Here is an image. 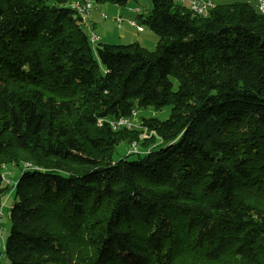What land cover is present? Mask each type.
<instances>
[{
	"label": "trees",
	"instance_id": "1",
	"mask_svg": "<svg viewBox=\"0 0 264 264\" xmlns=\"http://www.w3.org/2000/svg\"><path fill=\"white\" fill-rule=\"evenodd\" d=\"M74 1L0 0L8 264H264V12L150 0L149 50L91 42ZM165 106L143 142L108 123Z\"/></svg>",
	"mask_w": 264,
	"mask_h": 264
},
{
	"label": "rangeland",
	"instance_id": "2",
	"mask_svg": "<svg viewBox=\"0 0 264 264\" xmlns=\"http://www.w3.org/2000/svg\"><path fill=\"white\" fill-rule=\"evenodd\" d=\"M92 1H93L92 2L93 6L89 12V14L91 13V17L88 16L89 18L87 17L88 19H86L89 26L82 25V29L86 34H90L91 32H94L95 34L101 36V41L108 42L111 44H126L129 42L136 41L137 39L135 38H140V40H138L137 42H139L142 46H144L149 50H153L155 48L157 36L146 25L143 26L144 32H142L141 34H137V32H134L133 28H131V26L124 21L121 24L123 25L122 29H119L121 25L117 27L116 23L113 22V20L105 19L102 17V14H106L107 16H114L119 14V12L118 14L115 12V6H113L114 4H111L110 2L96 3L94 0ZM174 1L178 2V0H174ZM210 1L213 4L230 3L234 1H249L252 3L255 2L254 0H210ZM118 5L120 7V11L122 12L120 14L121 15L120 17L122 18L123 16L125 19H129L133 16L138 17V15H141L144 18L149 14L151 8L150 0H128L126 4L124 5L118 4ZM134 7H139L140 12L137 13L133 11L132 8ZM120 34L124 35L126 39L118 40L116 37H118ZM105 37H107L108 40ZM135 111H136L135 114H133V116L130 119L131 122H129L130 123L128 125L129 127H125V126L124 127L129 130L139 129L141 132L139 131L138 139L139 141L143 142L146 141L147 139H150L151 136H155V134L153 131H150L144 127L142 117L144 118L156 117L160 120H164L165 118H167L169 114V106H165L160 110H155L151 107H148L145 110L135 109ZM133 143L134 144L138 143V140ZM126 152L128 151H125V153ZM123 155H124V146L122 145L120 147L118 146V148L115 150L114 158L118 159ZM131 157H135V156L133 155L130 156V158ZM4 170H5L4 173H6V175H9L8 176L9 178H11V175L15 173V168L12 167L11 170L10 168L8 170L4 168ZM12 180L10 181L11 183ZM7 194L2 198H0L2 199L0 206L3 212V218L0 225V264H8V260L5 257V254L3 253L4 239L7 237L10 230V219L7 211L8 207H5L7 205L9 206V198ZM80 252L81 250L78 251L75 255V257H77L78 259H81L80 256L84 254V253L79 254Z\"/></svg>",
	"mask_w": 264,
	"mask_h": 264
},
{
	"label": "built area",
	"instance_id": "3",
	"mask_svg": "<svg viewBox=\"0 0 264 264\" xmlns=\"http://www.w3.org/2000/svg\"><path fill=\"white\" fill-rule=\"evenodd\" d=\"M256 7L258 8L259 11L264 12V0H254ZM93 1L92 0H83L82 2L79 0H76L72 2V7L76 8L77 11L81 14L82 16V22L83 25L89 26L87 23V15L89 14L90 10L92 9L93 6ZM178 2L185 4L192 12H198V15H207L209 9L213 7V3L210 0H178ZM133 11L139 12L140 8L139 7H134L132 8ZM102 17L105 19H111L117 24H119L122 21V18L120 16H107L106 14H102ZM128 23L130 26L135 27L137 31H142L143 27L142 25H139L136 21V19L131 18L128 20ZM89 39L91 42H95L99 39L98 35L95 34L94 32H91L89 34ZM135 109H132L129 116H120L116 119H111L108 120L109 125L112 127L118 128V127H129L128 125L130 124L129 122L133 114H135ZM131 151L137 152L138 148H136V144L132 143L131 144ZM3 218V212L1 210L0 206V225L1 221Z\"/></svg>",
	"mask_w": 264,
	"mask_h": 264
},
{
	"label": "crops",
	"instance_id": "4",
	"mask_svg": "<svg viewBox=\"0 0 264 264\" xmlns=\"http://www.w3.org/2000/svg\"><path fill=\"white\" fill-rule=\"evenodd\" d=\"M111 4H114L113 6H115V12L118 14V12H119V14L118 15H114V16H121L120 14L122 13L121 11H120V7H119V5L117 4V3H111ZM131 9V8H130ZM140 12V11H139ZM91 17V13L90 14H88L87 15V17ZM88 17V18H89ZM87 18V19H88ZM131 18H136V16H133V17H131ZM131 18H129V19H131ZM129 19H125L123 16H122V21L119 23V24H117L116 22V25H117V27H119L121 24H122V22L124 21V22H126L127 24H129L128 23V20ZM137 21V20H136ZM114 22V21H113ZM137 23L139 24V25H141L138 21H137ZM122 27H123V25H121L120 27H119V29H122ZM142 27H143V25H142ZM131 28H133V31L134 32H137V34H141L142 32H144V27H143V30L142 31H137L136 29H135V27H132L131 26ZM98 37H99V40H101V36L100 35H98ZM107 40H108V38L107 37H105ZM118 40H124V39H126L125 38V36L124 35H122V34H120L118 37H116ZM135 39H137L136 41H138V40H140V38H135ZM1 201H2V199H0V203H1ZM6 202H7V200H6ZM8 206V205H7ZM7 206H5V207H7Z\"/></svg>",
	"mask_w": 264,
	"mask_h": 264
},
{
	"label": "bare ground",
	"instance_id": "5",
	"mask_svg": "<svg viewBox=\"0 0 264 264\" xmlns=\"http://www.w3.org/2000/svg\"><path fill=\"white\" fill-rule=\"evenodd\" d=\"M195 14H198V12H194ZM201 16H205V15H201ZM98 122H100V121H98ZM113 128H115V127H113ZM136 148H137V146H136ZM26 167H28V165H26Z\"/></svg>",
	"mask_w": 264,
	"mask_h": 264
}]
</instances>
